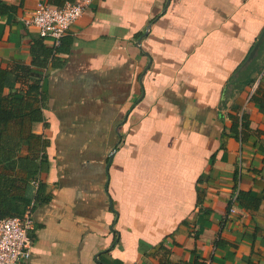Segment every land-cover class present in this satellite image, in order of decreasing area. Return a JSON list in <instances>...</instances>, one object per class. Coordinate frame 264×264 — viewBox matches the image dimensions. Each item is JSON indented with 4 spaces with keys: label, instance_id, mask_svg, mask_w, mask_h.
Instances as JSON below:
<instances>
[{
    "label": "crops",
    "instance_id": "1",
    "mask_svg": "<svg viewBox=\"0 0 264 264\" xmlns=\"http://www.w3.org/2000/svg\"><path fill=\"white\" fill-rule=\"evenodd\" d=\"M42 4L0 0V68L48 98L21 264H264V0H94L59 44L25 24Z\"/></svg>",
    "mask_w": 264,
    "mask_h": 264
},
{
    "label": "trees",
    "instance_id": "2",
    "mask_svg": "<svg viewBox=\"0 0 264 264\" xmlns=\"http://www.w3.org/2000/svg\"><path fill=\"white\" fill-rule=\"evenodd\" d=\"M76 1L48 0V3L63 8L67 3ZM39 45L37 43V47L32 49L34 63L39 68H47L49 54L54 50L50 49L49 53L40 49ZM56 50L60 51V48ZM41 53L44 55L42 61ZM26 72L29 74H26V78H30L29 86L28 90L23 91L14 87L21 76L0 68V219L22 217L29 208L33 210L39 205H46L53 198L49 184L42 179L44 165L49 163L47 149L50 141L35 131L36 124L44 122L47 125L44 110L48 98L43 91V73L29 69ZM246 78L250 79L248 76ZM232 80L224 98L230 94L228 90L232 92L245 82L240 80L239 86L235 83L234 87ZM249 81L254 85L257 78ZM259 88L255 93H260ZM241 124L248 126L243 120ZM246 198L247 195L243 193L238 196L243 206L247 204ZM252 206L258 207L256 204Z\"/></svg>",
    "mask_w": 264,
    "mask_h": 264
},
{
    "label": "built area",
    "instance_id": "3",
    "mask_svg": "<svg viewBox=\"0 0 264 264\" xmlns=\"http://www.w3.org/2000/svg\"><path fill=\"white\" fill-rule=\"evenodd\" d=\"M94 0H77L67 3L63 8L42 4L25 20L29 27L36 28L40 35L51 38L57 44L67 34L70 27L75 24L86 12ZM259 82L253 85L258 88ZM236 200V196L233 201ZM235 208H231V213ZM32 208H29L22 217H9L0 219V264H21L31 258L34 240L31 232L34 230Z\"/></svg>",
    "mask_w": 264,
    "mask_h": 264
},
{
    "label": "water",
    "instance_id": "4",
    "mask_svg": "<svg viewBox=\"0 0 264 264\" xmlns=\"http://www.w3.org/2000/svg\"><path fill=\"white\" fill-rule=\"evenodd\" d=\"M263 42H264V31H263V33H262L260 39L258 40L257 45H256L254 51L251 53V55H250V57H249V61H250L251 59H253V57L256 55L257 50L259 49L260 45L263 44ZM110 163H111V161H110Z\"/></svg>",
    "mask_w": 264,
    "mask_h": 264
}]
</instances>
